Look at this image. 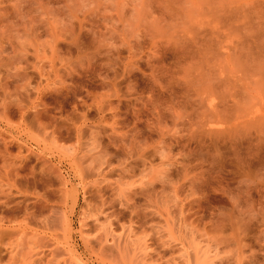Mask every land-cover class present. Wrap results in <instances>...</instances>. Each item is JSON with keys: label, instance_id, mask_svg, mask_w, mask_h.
<instances>
[{"label": "rangeland", "instance_id": "obj_1", "mask_svg": "<svg viewBox=\"0 0 264 264\" xmlns=\"http://www.w3.org/2000/svg\"><path fill=\"white\" fill-rule=\"evenodd\" d=\"M0 86V264H264V0H0Z\"/></svg>", "mask_w": 264, "mask_h": 264}, {"label": "bare ground", "instance_id": "obj_2", "mask_svg": "<svg viewBox=\"0 0 264 264\" xmlns=\"http://www.w3.org/2000/svg\"><path fill=\"white\" fill-rule=\"evenodd\" d=\"M73 43V42H72ZM64 45V44H63ZM69 45V44H68ZM64 50H65V48H64ZM112 69V68H111ZM118 75V74H117ZM113 77V76H112ZM46 79V78H45ZM109 79V78H108ZM112 79V78H111ZM117 80V79H116ZM70 81H71V78H70ZM73 81V80H72ZM109 81H111V80H109ZM108 81V82H109ZM128 81V80H127ZM112 82H113V84H115L116 82L114 81V78H113V80H112ZM121 83H122V81H121ZM78 84H80V83H78ZM84 83H82V85H83ZM117 84H119V82L117 83ZM3 85V84H2ZM72 85V84H71ZM77 85V84H76ZM111 85H112V83H111ZM5 86V85H4ZM8 86V85H7ZM73 86H75V85H73ZM79 86V85H78ZM84 86V85H83ZM66 88H67V86H65ZM64 87V88H65ZM79 87H82V86H79ZM114 87V89H116L115 87H117V86H113ZM38 89H39V85H38V87H37ZM41 88H42V90H43V87L41 86ZM66 88H65V90H66ZM73 88H75V87H73ZM72 88V89H73ZM77 88V87H76ZM76 88H75V90H76ZM0 89H1V86H0ZM36 89V88H35ZM46 89H47V87H46ZM45 89V90H46ZM71 89V90H72ZM81 89H83V88H81ZM40 90V89H39ZM38 90V91H39ZM47 90H49V88L47 89ZM51 90V89H50ZM57 90V89H56ZM1 91V90H0ZM44 91V90H43ZM58 91V90H57ZM67 91V90H66ZM68 91H69V89H68ZM73 91V90H72ZM77 91V90H76ZM76 91H74V92H76ZM3 91H1V93H2ZM39 92H41V91H39ZM60 92V91H59ZM71 92V91H70ZM47 93V92H46ZM4 94V93H3ZM41 94V93H40ZM39 94V95H40ZM42 94L43 95H45L43 92H42ZM41 94V95H42ZM61 94V93H60ZM5 95V94H4ZM3 95V96H4ZM39 95H38V97H39ZM66 95V94H65ZM20 97V96H19ZM41 97H43V96H41ZM40 97V98H41ZM6 98V97H5ZM128 99V98H127ZM3 101H4V97H3V99H2ZM43 100V99H42ZM0 101H1V99H0ZM2 101V104L4 105L5 103ZM6 101V100H5ZM81 101H83V100H81ZM127 101H129V100H127ZM126 101V99H125V102H127ZM22 102V101H21ZM124 102V103H125ZM7 103V102H6ZM83 103L85 104V102L83 101ZM1 104V105H2ZM7 104H9V103H7ZM7 104H5L6 105V107H4L3 106V108L5 109L4 111H6V108H8V106H7ZM31 104V103H30ZM40 104V103H39ZM19 105H21V104H18L17 106H19ZM35 105H36V103H35ZM41 105V104H40ZM99 105V104H98ZM98 105H97V107H98ZM28 106H30V105H28ZM28 106L26 107L27 109H28ZM32 107H33V103H32V105H31ZM76 106V105H75ZM22 106H19V107H17V109H19V108H21ZM44 107V106H43ZM45 107H46V105H45ZM45 107H44V109H45ZM100 107H102V105L100 106ZM2 108V109H3ZM23 108V107H22ZM22 108H21V110H22ZM25 108V107H24ZM23 108V109H24ZM35 108H37V107H35ZM48 108V107H47ZM73 108H74V106H73ZM73 108H72V111H73ZM76 108V107H75ZM87 108H88V106H87ZM95 108V107H94ZM10 109V108H9ZM26 109V110H27ZM42 109V108H41ZM25 110V109H24ZM23 110V111H24ZM25 110V111H26ZM35 110V109H34ZM81 110V109H80ZM103 110H104V108H103ZM19 111V110H18ZM31 111H33V109L31 110ZM74 111H75V114H76V109H74ZM86 111H87V109H86ZM99 111V110H98ZM101 111V110H100ZM247 111V110H246ZM6 112H8V110L6 111ZM6 112H4V113H6ZM20 112H22V111H20ZM29 112H30V109H29ZM42 112H44V111H42ZM50 112V111H49ZM24 113V112H23ZM23 113H21V115H23ZM63 113V112H62ZM85 113V112H84ZM99 113V112H98ZM3 114V113H2ZM0 114L1 115V117L2 118H5V115L3 114ZM26 114H28V113H26ZM30 114V113H29ZM75 114H74V116H75ZM102 114V113H101ZM30 115H32V114H30ZM39 115V117H40V111H34V114H33V116H35V117H37ZM64 115H65V112H64ZM64 115L62 116V118L64 117ZM72 115H73V113H72ZM71 115V116H72ZM80 115H83L84 116V114L83 113H80L79 114V116ZM86 115H87V112H86ZM243 115V114H242ZM248 115H250V114H248ZM7 116V115H6ZM42 116V115H41ZM44 116H46L45 115V113H44ZM48 116V115H47ZM66 116V115H65ZM68 116V115H67ZM82 116V117H83ZM99 116V115H98ZM247 116V115H246ZM28 117H29V115H28ZM76 117H77V115H76ZM81 117V116H80ZM81 117V118H82ZM103 117V116H102ZM34 118V117H33ZM54 118V117H53ZM60 118V117H59ZM68 118V117H67ZM69 118H70V116H69ZM79 118V117H78ZM84 118V117H83ZM249 118V117H248ZM35 119V118H34ZM39 119V118H38ZM47 119V118H46ZM50 119V118H49ZM52 119V118H51ZM103 119V118H102ZM251 119H254V117L252 116L251 117ZM7 120V119H6ZM5 120V121H6ZM22 120H24V119H22ZM30 120H32L31 118H30ZM59 120V119H58ZM58 120H57V122H58ZM65 120V119H64ZM71 120V119H70ZM42 121V120H41ZM47 121V120H46ZM51 121V120H50ZM50 121L48 120V122L50 123ZM53 121V120H52ZM59 121H61V119L59 120ZM65 121H67V120H65ZM65 121H63V122H65ZM98 121H100V120H98ZM103 121V120H102ZM24 122V121H23ZM36 122V121H35ZM47 122V123H48ZM54 122H56V121H54ZM62 122V121H61ZM69 122V121H68ZM68 122H66V123H68ZM73 122V121H72ZM82 122V121H81ZM85 122V121H84ZM37 123H38V121H37ZM52 123V122H51ZM65 123V124H66ZM19 124V123H18ZM59 124H61L60 122H59ZM63 124V123H62ZM78 124V123H77ZM8 125V124H7ZM53 125V124H52ZM69 125L70 126H68V125H66L68 128H69V130L71 129V126H72V128H74L73 126L74 125H71L70 124V122H69ZM81 125H82V123H81ZM85 125V124H84ZM84 125H82V127H84ZM237 124L236 123H234L233 124V126H236ZM78 126V125H77ZM86 126V125H85ZM97 126V125H96ZM99 126V125H98ZM18 127V126H17ZM46 127V126H45ZM65 127V126H64ZM66 127V128H67ZM79 127V126H78ZM55 128V127H54ZM80 128H81V126H80ZM112 128V127H111ZM234 129H235V127H233ZM53 129V128H52ZM64 129V128H63ZM76 129H77V127H76ZM75 128L72 130V131H74V130H76ZM82 129V128H81ZM80 129V130H81ZM51 130V129H50ZM78 130H79V128H78ZM80 130L78 131V132H80ZM60 131V130H59ZM66 131H68L67 129H66ZM65 130H64V132L66 133V136L70 133V132H72L71 130H70V132H66ZM83 131V130H82ZM113 131V130H112ZM58 132V131H57ZM56 132V133H57ZM63 132V133H64ZM116 132V131H115ZM51 133H52V131H51ZM81 134H82V132H80ZM60 134V133H59ZM72 134H74V132H72ZM75 134H77V132L75 131ZM79 134V133H78ZM77 134V135H78ZM113 134H115V133H113ZM118 134V133H117ZM227 136V138L229 137V139L230 140H233V142H232V144H233V147H237L239 144H237L236 143V145L234 146V140L236 139V138H238L237 136H236V133H232L231 131H225V132H223V133H221V135L220 136H224L225 137V135ZM234 134V135H233ZM76 135V136H77ZM51 136H55V135H51ZM68 136H71L72 137V135L71 134H69ZM75 136V135H74ZM82 136V135H81ZM134 136V135H133ZM59 137V136H58ZM78 137V136H77ZM79 137H80V134H79ZM83 137V136H82ZM111 137H112V135H111ZM110 137V138H111ZM136 137V136H135ZM140 137V136H139ZM243 137V136H242ZM61 138H62V135H61ZM66 138V137H65ZM81 138V137H80ZM134 138V137H133ZM67 139H68V137H67ZM109 140V139H108ZM135 140V139H134ZM243 140V139H242ZM241 140V141H242ZM130 141H132V143L134 144L135 142H133V140H132V137H131V139H130ZM129 141V142H130ZM136 142H137V140H135ZM244 141V140H243ZM242 141V142H243ZM237 142V141H236ZM132 143L130 142L129 144H131L130 146H132ZM105 144V143H104ZM138 144V143H137ZM136 145V144H135ZM127 146H129V145H127ZM130 146L128 147V150H130ZM134 146V145H133ZM138 146V145H137ZM143 146V145H142ZM146 146V145H145ZM135 147V146H134ZM105 148H106V146H105ZM116 148V147H115ZM142 149V147H139V149ZM144 148V147H143ZM238 148V147H237ZM6 149V148H5ZM107 149V148H106ZM105 149V150H106ZM121 149H123V148H121ZM132 149V148H131ZM138 148L136 147V150H137ZM115 150H117V149H115ZM144 150V151H143ZM145 150H146V148H144V149H142V151L144 152L143 153V155L145 154ZM239 150V149H238ZM3 151V150H2ZM102 151V150H101ZM119 151V150H118ZM132 151H133V149H132ZM139 151V150H138ZM142 151H141V153H142ZM245 151H248V150H245ZM107 152V151H106ZM129 153H132V152H129ZM140 153V152H139ZM140 153V155H142ZM244 153V155H246L245 153L246 152H243ZM252 153V152H251ZM109 154V153H108ZM135 154H137V153H135ZM239 154V153H238ZM1 155H2V153H1ZM140 155L138 154V157H140ZM242 155V154H241ZM5 156V155H4ZM130 156V155H129ZM147 155H144V156H141L142 158L143 157H146ZM250 156H251V154H250ZM131 157H132V154H131ZM138 157H136V159H138ZM242 157H244V156H242ZM246 157H247V155H246ZM245 157V158H246ZM255 156H253V158H254ZM8 158H9V156H8ZM128 158V157H127ZM133 159H134V157H132ZM3 159V158H2ZM20 159V158H19ZM141 159V158H140ZM235 159H238V158H235ZM249 159V158H248ZM252 159V158H251ZM251 159H249L250 161H251V164L252 163H254L253 162V159L251 160ZM143 160V159H142ZM3 161V160H2ZM131 161V160H130ZM133 161V160H132ZM106 163V162H105ZM128 163H129V161H128ZM27 164V163H26ZM237 163H235V165H236ZM250 164V162L247 160V158H246V160H242L241 159V161H240V163L238 164V165H236L237 167L236 168H238V171L236 172L237 173V177L238 178H241V180H242V182H243V188H242V186H241V188L240 189H243L245 192H246V194L247 193H249V191H251L252 192V190H259V192H260V189L262 190V189H264V179H260V176L258 175V173H256L255 171H254V169L253 168H256L255 166H254V164H253V168L251 167L252 165ZM261 164V163H260ZM258 164L259 165V169L261 168V165H263V164ZM1 165H2V163H1ZM18 165V164H17ZM22 165V164H21ZM25 165V164H24ZM130 165V164H129ZM256 165V164H255ZM3 166V165H2ZM20 166V165H19ZM257 166V165H256ZM264 166V165H263ZM262 166V167H263ZM125 167V166H124ZM22 168V167H21ZM32 168V167H31ZM23 169V168H22ZM100 169V168H99ZM103 169V168H102ZM123 169V168H122ZM106 170V169H105ZM112 170V169H111ZM237 170V169H236ZM255 170H257V169H255ZM1 171H3V169L1 170ZM125 171H127V170H125ZM235 171V170H234ZM258 172V171H257ZM263 171L261 170V173H262ZM3 173H5V172H3ZM22 173V172H21ZM108 173V172H107ZM260 173V174H261ZM264 173V172H263ZM262 173V174H263ZM122 174V173H121ZM2 175V174H1ZM0 175V176H1ZM14 175V174H13ZM21 175V174H20ZM81 175V174H80ZM3 176V175H2ZM5 176V175H4ZM263 177V176H262ZM261 177V178H262ZM6 178V177H5ZM16 179H17V177H16ZM19 179V178H18ZM1 181V180H0ZM12 183V182H11ZM7 185V184H6ZM19 187V186H18ZM35 189V188H34ZM254 190V191H255ZM228 191V190H227ZM253 191V192H254ZM10 192V191H9ZM229 193H231V191H228ZM235 192H237V191H235ZM16 193V192H15ZM15 193H13V196H14V194ZM27 193V192H26ZM25 193V194H26ZM241 193V192H240ZM254 193H256V192H254ZM253 193V194H254ZM232 194V193H231ZM20 195V194H19ZM39 195V194H38ZM139 195V194H138ZM236 195H238V194H236ZM250 195V194H249ZM252 195V194H251ZM250 195V196H251ZM257 195V194H256ZM260 195V194H259ZM40 196V195H39ZM46 196V195H45ZM228 196V195H227ZM244 196V195H243ZM246 196V195H245ZM244 196V197H245ZM6 197V196H5ZM18 197V196H17ZM248 197V196H247ZM2 198V197H1ZM238 198V197H237ZM246 198V197H245ZM244 198V199H245ZM252 198H253V196H252ZM6 199V198H5ZM4 199V200H5ZM248 200H249V198H247ZM41 200V199H40ZM229 200V199H228ZM231 200V199H230ZM237 201H239V200H237ZM236 201V202H237ZM251 201V200H250ZM250 201H247L248 203L250 202ZM1 202V201H0ZM7 202H9V204L11 205L10 207L8 206V207H2L3 208V210H2V216H0V250H1V246H7V247H5V251H7V253L9 252V257L11 258L12 257V246H11V244H10V241L13 239V237L12 236H14L15 237V235H20L22 232H25L24 230H25V228L23 227V226H21V225H19V224H16L15 223V219H11V215H13L15 212H18L20 209L22 210L23 209V211H26V212H28L27 210H30V212L28 213L29 214V216L30 217H27V218H29L30 220L31 219H33V218H36V217H38V214H37V209L38 208H40V207H42V201L40 202V201H38V199L37 200H35L34 201V199H33V203L30 205H27V203L25 204V203H23L24 202V200L22 199V200H20V201H16V202H13V200H11V198L10 197H8L7 196ZM2 203H3V201H2ZM240 203V202H239ZM239 203H236L235 205H237V204H239ZM252 203H254V202H252ZM8 204V205H9ZM23 204V205H22ZM231 205H232V207H233V205H234V203L232 204V202L230 203ZM6 205V204H5ZM234 205V206H235ZM239 206H241V205H239ZM244 207H245V205H243ZM231 208V207H230ZM239 208V207H238ZM242 208V207H241ZM231 210V209H230ZM40 211V210H39ZM225 211V210H224ZM232 211V210H231ZM25 212V213H26ZM44 212V211H43ZM42 213V212H41ZM24 214V213H23ZM227 215H229L228 213H227ZM259 215V214H258ZM19 216V215H18ZM26 216V215H25ZM231 217V216H230ZM263 217V216H262ZM261 217V218H262ZM226 218V217H225ZM4 219V220H3ZM263 220H264V218H262ZM27 220V219H26ZM263 220L261 221V222H263ZM32 221V220H31ZM226 221V220H225ZM29 222V221H28ZM45 222V221H44ZM259 222V221H258ZM23 223V222H22ZM42 223V222H41ZM257 223V222H256ZM263 224V223H262ZM26 226L28 225L27 224V222H26V224H25ZM247 227V226H246ZM31 228V227H30ZM29 228V229H30ZM24 229V230H23ZM250 229V228H249ZM243 230H245V229H243ZM241 231V230H240ZM245 232H246V230H245ZM244 232V234H246ZM32 233V232H31ZM248 233H249V231H248ZM243 234V235H244ZM245 236V235H244ZM14 240V239H13ZM11 243H13V242H11ZM11 246V247H10ZM4 252V251H3ZM4 254V253H3ZM1 255V254H0ZM73 255L75 256V257H77V258H79V256L78 255H75L74 253H73ZM1 260V259H0ZM78 260V259H77ZM81 261V260H80ZM251 263V262H250Z\"/></svg>", "mask_w": 264, "mask_h": 264}]
</instances>
